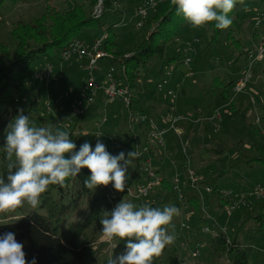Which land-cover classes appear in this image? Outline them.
<instances>
[{"label": "rangeland", "instance_id": "374dc122", "mask_svg": "<svg viewBox=\"0 0 264 264\" xmlns=\"http://www.w3.org/2000/svg\"><path fill=\"white\" fill-rule=\"evenodd\" d=\"M111 1L112 7L105 9L102 17L104 23L85 27L77 37L84 40L87 46L96 37L106 36L107 28L111 24L116 35L117 50L138 47L151 28L148 24L138 25L141 17L138 15L137 5L143 0ZM49 2L60 9L68 8L74 3L72 0H49ZM5 3L1 10L0 32L6 41H11L9 30L15 21L45 12L48 0H28L18 3L8 0ZM84 3L87 8L92 9L90 3L88 4L87 1ZM102 9L100 0L94 5L93 11L99 14ZM262 11L264 12L262 0H243V3L239 4L236 14L240 15V27H235L234 35L241 37V45L233 43V38L227 40V29H222L221 43L210 44L212 28L209 24L194 28L186 21L180 34L165 45V55L151 57L147 65L141 67L140 77L133 83L132 91L141 99L140 107L151 111L157 122H163L159 115L169 117L172 96L167 93V89H159L157 82L173 67L171 79L176 84L173 88L177 94L174 107L176 105L179 113L183 115L179 123L181 126L184 124V129L181 134L171 129L165 135L166 145L164 149L156 147L151 166L160 175L170 178L178 176L182 189L191 183H196V191L202 199L206 194V187L211 184L205 180V175L211 177L209 174H214L216 182L237 196L234 197L233 203L239 202V206L244 199L241 197L256 183L261 182L264 185V167L261 163L246 162L249 157L259 155L262 151L264 153V121H257L262 117L264 104V57L253 61L252 56H249L250 51L256 53L259 47L264 46V20L259 26L256 25V18ZM195 36L202 38V41L196 44L199 50L194 58L197 61L186 63L184 45L187 39ZM61 49V46H57L41 53L40 58L32 63L33 67L45 62L53 63L57 80L52 79L51 89L48 91L45 86L40 85L36 89L29 77H26L24 89L17 95L20 110L23 109L24 114L28 115L36 126L74 131L76 135L82 137V140L75 143L77 151L84 142L92 146L96 136H101L105 142L112 141L113 138L118 139L126 144L123 146V152L127 154L133 151L135 142L129 138L130 126L138 131L140 143L145 141L146 133L141 131V127L134 120L128 122L126 106L119 97L115 101H106L107 97L102 88L92 105L85 104V111L81 113L79 120L71 116V109L80 100L86 102L89 94L86 84L90 71L84 69L82 64V60L86 63L88 57L79 61L74 55L70 57L71 59L64 58ZM171 57L175 58L169 60ZM106 62L107 59H102L99 75L104 84ZM217 76L223 81L213 86V80ZM244 76L247 78L245 86L235 92L233 85ZM231 79L234 82L227 85L230 95L223 97L221 92ZM30 83L33 84L32 87ZM31 102L33 107L29 110ZM218 112L221 113V118H218ZM40 115H46V120L42 121ZM105 117L107 120H103ZM258 146H262L259 148L260 151ZM134 160L136 159H132ZM142 164L149 163L143 160ZM190 168L195 170L194 180L189 175ZM223 171L225 173H222ZM220 173L222 174L219 175ZM145 178L146 176L143 182H146ZM241 179L242 182H239ZM162 182L163 179L148 196H138L135 190L131 195L124 196L125 201L137 206L145 203L159 208L174 205L179 210L178 215L174 216L171 224L167 226L169 233L174 234L175 239L173 243L166 245V249L159 255L161 263L227 264L229 258L226 254L217 252L213 247L210 231L219 226L226 229L232 237L235 229L238 228V222L247 217V214L228 215L226 213L228 203L218 207L213 203L206 206V202L199 213L185 198L182 200V206L179 207L176 203L183 193L171 190L167 197L168 187L161 186ZM137 184L133 182L134 189ZM96 189L101 193L104 192L103 185L97 186ZM101 202L105 203V199ZM251 208L253 212H257V208ZM21 214L20 207L14 211L0 212V223L16 220ZM183 221L188 223L191 221L192 226L183 228L181 226ZM253 224L251 219L247 227ZM204 225H209L210 230H204L202 228ZM101 230V224H93L87 229L85 236L79 239V243L88 246V256L92 264H100L103 259L110 256L118 239L115 237L111 242L105 241L102 239ZM188 234H191L190 237ZM239 236L251 245L248 247L250 263L264 264V233L255 240L248 234L240 233ZM195 246L199 248L197 255L194 254Z\"/></svg>", "mask_w": 264, "mask_h": 264}, {"label": "trees", "instance_id": "16d2710c", "mask_svg": "<svg viewBox=\"0 0 264 264\" xmlns=\"http://www.w3.org/2000/svg\"><path fill=\"white\" fill-rule=\"evenodd\" d=\"M6 1L8 0H0V16ZM27 1L10 0L13 3ZM84 1H87L88 4L90 3L92 9L87 8ZM99 1L72 0L74 3L70 7L60 9L52 5L48 0L45 12L32 16L31 18H20L15 21L9 30L11 41H6L0 32V176L6 177L7 174L8 160L6 159L4 151L6 130L10 121L13 120L20 110V105L18 104L19 97L17 95L24 89L26 77H29V80L36 86V89H38L39 85L45 86V89H49L50 84H52L51 81L48 82L46 79L35 77V74L46 62L35 67H33L34 65L32 66V63L40 58L41 53L49 51L54 47L61 46L62 52L64 46L74 38H77L81 30L85 27L103 24L104 20L102 17L104 11L112 7V1L101 0L103 9L98 14L93 11V7ZM144 1L139 2L137 11L138 6ZM239 4L240 2L237 0L236 6L229 13L232 24L227 28V40L230 41L233 38V43L241 45V37L234 35L235 27H240V15L236 14ZM185 23L186 21L182 15H177L175 6L171 4L170 0H161L155 7L149 9L148 16L144 20V24H148L151 27L147 37L144 38L138 47L126 50L116 49V35L113 32V26L109 24L103 47L110 55L101 57L99 62L101 64L102 59L105 58L107 59L106 63H115L116 65L124 64L126 66L125 72L120 71L118 73V78L120 81L119 85L126 83L132 92L131 103L129 105H126L120 99L125 104L128 115L131 110H138L147 112L154 118L151 111L140 107L141 99L134 95L132 91L133 83L140 77L141 67L147 65L151 57H163L165 55V45L180 34ZM207 24L212 28L209 43H221L223 30L216 28L215 22ZM199 38L201 42L202 38ZM127 53L131 54L126 55ZM173 58L175 57H171L169 60ZM61 59L64 58L61 57ZM193 61H197V59L193 57ZM53 76L56 79L55 67ZM220 81H223L220 76L215 77L213 86ZM233 82L234 80L231 79L225 84V88L221 92L223 97L230 95L227 85ZM32 83H30L31 87L33 85ZM212 90H214V87H212ZM39 91L41 90L39 89ZM174 102L171 101L170 105H173ZM32 103L29 110L33 107ZM262 108V117L257 119L259 122L264 121V104ZM72 117L79 120L80 115H73ZM39 118L45 121L46 115H40ZM131 121L129 118L128 122L130 123ZM130 127L129 138L135 142L133 151H136V147L142 145L144 142L140 143V139L138 140V131L132 126ZM148 128L149 124L146 123L141 131L145 134ZM258 129L259 127H257ZM68 133L74 143L82 140V137L76 135L74 131ZM259 136L261 135L259 134ZM97 140L102 142L106 146V150L112 155H118L123 151V146H126L125 143L120 142L118 139L113 138L112 141L105 142L101 139V136H96L92 145L93 150ZM144 140L146 141V136ZM259 148H262V146H258V150L260 151ZM161 149H164V147ZM155 150L153 147H150L152 160ZM125 155L127 158L126 153ZM66 156H70V154H66ZM134 159L136 160L132 161L133 165L130 164L127 170V181L124 192H116L112 183L104 186L103 193L99 192L96 188L92 190L87 189L84 186V180L91 173L88 168H82L77 176L66 178L63 186L49 185L47 190L40 195V202L35 208L25 202L20 207L22 214L16 220L0 223V234L5 232L15 233L17 241L24 246L23 250L26 253V260L29 262L35 257L36 264H92L88 256V246L85 243H79V239L85 236L87 229L93 224H100V219L104 216L105 212H110L114 209L117 203L122 199L124 200L126 194L131 195L130 189L136 190L141 183H144V176H146V180L151 177L149 173L144 172L142 169L144 165L142 161H147V154L142 152ZM255 161L260 162L264 167L263 151L259 155H253L246 160L249 163ZM222 173L225 172L223 171ZM209 175L211 177L205 175L206 182L209 181L211 184L206 187L204 199L196 191V183H191L184 189H181L183 195L176 205L181 207L183 204L182 200L185 198L194 207V210L200 213L202 211V205L205 204L204 202H206V206L213 203L218 207H223L226 203L230 204L235 202L233 199L237 196L216 182L214 174ZM161 176L163 177L161 186L166 185L168 187V197L169 192L174 190L171 183L172 178L165 175ZM133 182L138 183L135 189L132 186ZM239 182H242V179ZM241 185L240 188L242 187ZM157 186L159 185H155V187ZM255 186L241 197L244 199L240 203V206L239 202H237L231 214L226 212L228 215L234 214V216L240 213L247 214V217L238 222V228L235 229L234 235L230 237L228 231L216 226L217 224H213L216 227L214 231H210L212 232L211 239L213 247L217 252H224L226 254L229 258L227 264H251L248 252V247H251V245H248L239 235L240 233L248 234L250 238L255 240L259 235L264 233V196H256ZM102 199H105V203L101 202ZM251 207L257 208V212H253ZM203 217L205 219L207 218L206 216ZM251 219L254 224L253 226L247 227ZM191 221L190 223L183 221L189 225V227L185 228L192 226ZM191 234H188L189 237ZM127 242L128 238L120 239L118 237L112 248L111 255L103 259V262L100 264H107L109 258H115L123 253L126 249ZM133 242H135L134 238ZM165 249L166 246L163 251ZM196 249L197 246H195ZM152 264H162L160 256L153 257Z\"/></svg>", "mask_w": 264, "mask_h": 264}, {"label": "clouds", "instance_id": "9594fccd", "mask_svg": "<svg viewBox=\"0 0 264 264\" xmlns=\"http://www.w3.org/2000/svg\"><path fill=\"white\" fill-rule=\"evenodd\" d=\"M170 2L177 15H182L194 28L215 22L216 28L227 29L232 24L229 13L237 0ZM239 2L242 4L243 0ZM4 151L8 164L6 177L0 176V212L14 211L25 202L35 208L49 185L63 186L66 178L77 176L85 167L91 173L84 180L87 189L112 183L114 189L124 192L128 167L138 156L136 151L128 152L127 158L123 151L112 155L99 140L94 150L90 143L84 142L77 151L67 131L36 126L23 109L7 126ZM178 213L174 205L137 206L122 199L100 219L102 239L111 242L115 237L128 238L125 251L109 258L107 264H152L153 257L174 242L175 236L167 226ZM23 247L15 233L0 234V264H36L35 257L30 262L26 260Z\"/></svg>", "mask_w": 264, "mask_h": 264}, {"label": "built area", "instance_id": "2783aa9c", "mask_svg": "<svg viewBox=\"0 0 264 264\" xmlns=\"http://www.w3.org/2000/svg\"><path fill=\"white\" fill-rule=\"evenodd\" d=\"M161 0H145L142 4L138 6V14L141 17L138 21V25H144V20L148 16L149 9L155 7L158 2ZM264 20V12H260V16L256 18V24L259 25ZM104 37H96L89 45L86 46L84 40L80 38H74L67 45L64 46L62 50V56L64 58H70L72 55H77L79 58L88 57L86 63L83 64V68L90 71V75L87 80V89L89 94L86 97V102L80 100L76 106L71 109V116L73 115H81L83 113L85 104L87 106L91 105V103L99 96L100 89H104L105 94L107 95V101H115L117 97L122 99V101L129 105L131 103V95L132 92L129 86L125 83L119 85L118 73L125 72L126 66L116 65L115 63H107V68L105 70V84L101 79L100 74V62L99 59L103 56L110 55L103 47ZM200 42V38L195 36L193 38H189L185 42L184 52H185V62H192L193 57L198 52L199 49L196 48V44ZM249 56H252V60H260L264 57V46L259 47L257 52L250 51ZM131 53H127L126 55H130ZM112 56V55H111ZM253 63L251 62V65ZM54 65L50 62L45 63L41 69L35 74V77L39 79H46L48 82L54 79ZM171 75H173V67L166 71V74L157 82V87L159 89H167V93L172 96V101L177 99V94L173 88L174 83L171 79ZM246 76L238 79L234 86L233 90L238 92L243 89L246 84ZM218 118H221V113L218 112ZM129 118L134 120L141 129L143 130L144 125L146 123L149 124V128L146 132V141L142 145H138L136 147V152L140 155L142 152L147 154L148 165H143L142 169L144 172H147L151 175L146 182L141 183L138 188H136V193L138 196H148L151 190L155 187V185L161 184L162 176L151 166L152 163V155L150 154V147L156 149V147L163 148L166 145L165 135L170 129L175 130L179 134L182 132V127L179 121L183 118L181 113H177L174 111L169 118V123L165 124L164 121L159 123L152 116H150L147 112L131 110L129 112ZM106 120V117L103 119ZM190 177L195 179V170L190 168L189 170ZM171 183L173 185V189L176 191H181V181L178 176L171 179ZM209 189V188H208ZM256 196L263 197L264 196V185L258 183L255 186ZM131 194L134 190L130 189ZM236 204L230 203L227 205L226 211L228 214H231L235 209ZM183 228L189 227V225L185 222L181 223ZM204 230H210L209 225L203 226ZM214 231V230H213ZM194 254H199V248L194 251Z\"/></svg>", "mask_w": 264, "mask_h": 264}, {"label": "crops", "instance_id": "0c3cea01", "mask_svg": "<svg viewBox=\"0 0 264 264\" xmlns=\"http://www.w3.org/2000/svg\"><path fill=\"white\" fill-rule=\"evenodd\" d=\"M89 44H90V43H89ZM89 44H88V45H89ZM74 56L76 57V59H77L78 61L81 60V59H84V58H79V57L76 56V55H74ZM70 59H71V58H70ZM70 59H69V60H70ZM82 62H83L82 64L85 63L83 60H82ZM55 77H56V80H57V76H56V74H55ZM54 79H55V78H54ZM50 85H51V84H50ZM50 89H51V86H49V89H47V90L49 91ZM169 110H170V115H169V117L166 118V117H163L162 115H159V116L161 117L162 121H164L165 124H168V123H169L168 120H169L170 116L172 115V113H174V111L177 112V113H179V111H178V109H177V106L175 105V107H174V104H173V105H169ZM181 127H182L181 129H184V124H182ZM170 130H171V129H170ZM170 130H169V131H170ZM169 131H168V132H169ZM168 132H167V133H168Z\"/></svg>", "mask_w": 264, "mask_h": 264}]
</instances>
